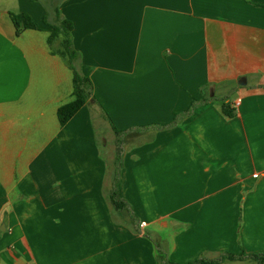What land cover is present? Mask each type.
Masks as SVG:
<instances>
[{"label": "crops", "instance_id": "crops-1", "mask_svg": "<svg viewBox=\"0 0 264 264\" xmlns=\"http://www.w3.org/2000/svg\"><path fill=\"white\" fill-rule=\"evenodd\" d=\"M54 9L94 97L64 125L73 72L47 43ZM11 12L43 29L17 35ZM99 119L129 135L117 190L135 220L109 199ZM224 252L264 254V0H0V264Z\"/></svg>", "mask_w": 264, "mask_h": 264}, {"label": "trees", "instance_id": "trees-1", "mask_svg": "<svg viewBox=\"0 0 264 264\" xmlns=\"http://www.w3.org/2000/svg\"><path fill=\"white\" fill-rule=\"evenodd\" d=\"M52 12L55 18L54 22H49L47 16H45L42 21V23L48 27V29H46L48 31L47 43L51 52L63 58L67 66L73 72V91L71 94V99L68 102L60 105L57 109L59 123L60 125H64L83 105L87 103L90 98L93 97L92 83L88 76H83L78 72L75 64V61L78 59V53L75 50L72 41V21L68 18L62 17L58 9H54ZM10 18L17 35L21 34L26 29H43V27L26 12H11ZM222 109L225 114L231 115L232 108L229 103L223 101ZM106 116L108 117L110 123H112L109 116L107 114ZM112 128L116 135V148L114 154V162L116 165L113 168L114 183L109 191V199L115 209L122 211L123 213L126 211L130 218L135 220L136 218L134 214L131 212V210H128L127 202L120 198L117 190V181L121 164L120 158L123 148L122 145L124 144L128 133L125 130H117L113 124ZM245 259L252 260L256 262V264H264V254H245L244 252H224L213 259L200 258L187 263H175L170 261L167 257H164L160 259V264H220L226 260L234 261Z\"/></svg>", "mask_w": 264, "mask_h": 264}, {"label": "rangeland", "instance_id": "rangeland-1", "mask_svg": "<svg viewBox=\"0 0 264 264\" xmlns=\"http://www.w3.org/2000/svg\"><path fill=\"white\" fill-rule=\"evenodd\" d=\"M48 34V33H47ZM46 46V43L44 44ZM77 66V64H76ZM69 76H72V71L69 69ZM97 133L99 135V142L103 148V151L105 155L107 156V159L109 160V163L111 165V172H113V168L116 165L114 162V154H115V148H116V135L113 137V134L111 132V129L109 128L108 124L104 122L103 120L99 119L97 123ZM129 136V135H127ZM124 147V144L122 145ZM122 160V153L121 158ZM252 262V261H250ZM235 264H242V263H235Z\"/></svg>", "mask_w": 264, "mask_h": 264}]
</instances>
